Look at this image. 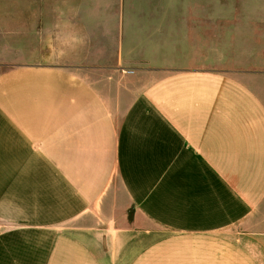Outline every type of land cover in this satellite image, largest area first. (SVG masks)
Wrapping results in <instances>:
<instances>
[{
    "label": "crops",
    "instance_id": "1",
    "mask_svg": "<svg viewBox=\"0 0 264 264\" xmlns=\"http://www.w3.org/2000/svg\"><path fill=\"white\" fill-rule=\"evenodd\" d=\"M173 2L20 0L110 55L0 71V264H264V78L155 64Z\"/></svg>",
    "mask_w": 264,
    "mask_h": 264
},
{
    "label": "rangeland",
    "instance_id": "2",
    "mask_svg": "<svg viewBox=\"0 0 264 264\" xmlns=\"http://www.w3.org/2000/svg\"><path fill=\"white\" fill-rule=\"evenodd\" d=\"M173 1L162 7L175 15L182 12L185 14L184 25L180 23L176 26L174 24L178 23L172 20L173 24H169L170 29H180L179 32L184 35L165 38L170 47L177 48L178 52H155L151 54L154 63L173 62L181 68L210 69L233 74L258 91L256 78H264V0ZM74 7L75 11L81 12V5ZM30 8L29 5L20 4V0H0V71L49 57L58 64L108 59L110 54L106 52L72 51L79 45L72 43V38L67 36L63 22H59L58 52L34 54L32 48L19 46V42H34V21L28 20L29 14H33ZM67 8L61 4L59 12L65 14Z\"/></svg>",
    "mask_w": 264,
    "mask_h": 264
}]
</instances>
